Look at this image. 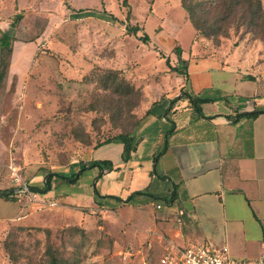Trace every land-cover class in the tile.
<instances>
[{
    "label": "rangeland",
    "instance_id": "obj_1",
    "mask_svg": "<svg viewBox=\"0 0 264 264\" xmlns=\"http://www.w3.org/2000/svg\"><path fill=\"white\" fill-rule=\"evenodd\" d=\"M95 1L85 0L84 4L91 7ZM181 1L100 0V9L93 6L89 10L103 14L108 21L61 18L52 22L54 25L49 24L50 17L34 14L31 4L16 6L6 27L12 32V47L15 44L16 51L28 54L21 42H38L30 65H23V75L22 65L12 67V54L0 52V148L5 189L12 188L11 162L20 167L26 184L41 191L44 176L34 183L36 175L83 163L100 142L136 129L149 113L150 103L178 91V78L183 77L167 66L166 58L171 67H177L173 48L178 46L190 54L195 32ZM216 1L191 0V4L205 14ZM260 2L264 13V0ZM108 3L114 10H105ZM63 5L67 6V0ZM150 8L152 15L144 22ZM134 9L140 24L131 26ZM160 19L168 36L151 34L146 43L140 41L139 36H148L142 25L147 29L154 26L157 33L154 24ZM130 26L140 31L132 34L127 31ZM204 32L210 35L196 33L194 40L201 45L199 52L213 55L237 50V56L247 58L242 67L264 77V35H258L260 30H249L238 22H219ZM195 66L200 64L191 68ZM109 70L135 92L127 94L112 87L110 80H104ZM248 83L254 86L252 80ZM86 189L92 191L90 186ZM19 208L15 201L0 198V221H6L0 227V264H48L51 258L55 264H158V254L123 222L116 220L119 227L91 217L82 226L56 215L51 208L32 214L25 209L20 218L8 220Z\"/></svg>",
    "mask_w": 264,
    "mask_h": 264
},
{
    "label": "crops",
    "instance_id": "obj_2",
    "mask_svg": "<svg viewBox=\"0 0 264 264\" xmlns=\"http://www.w3.org/2000/svg\"><path fill=\"white\" fill-rule=\"evenodd\" d=\"M64 1L0 0V31L8 30V16L21 4H31L34 14L50 17V25L61 18L108 21L103 14L89 10L93 6L100 9V0L91 7L85 0H67L65 7ZM104 7L114 10L110 3ZM133 13L131 26L140 24L135 9ZM150 13L151 8L144 22ZM162 22L154 24L157 33L154 26L147 29L142 25L149 39L151 34L168 36ZM194 40L195 32L190 54L182 50L183 59L189 61L187 81L178 78L179 89L173 96L160 97L147 106L149 113L132 134L134 150L127 161L122 160L121 144L93 147L83 163L51 172L50 189L39 192L57 201L50 210L78 225L91 217L119 227L116 220L129 225L158 259L169 243L180 248L226 245L235 258L257 259L263 254L264 241V77L242 67L247 58L237 56V50L203 55ZM36 42L38 39L21 42L28 54L16 51L13 45L12 67L22 65L21 75L23 65H30ZM194 64L200 66L191 68ZM179 90L186 96L169 111L170 101L181 94ZM187 96L208 102L199 105V113ZM252 112L258 114L238 117ZM2 154L0 148V190H7ZM94 161H109L113 168L89 167ZM43 176L42 182L47 175H36L34 183ZM157 204L162 205L161 210L156 209ZM19 207L8 220L20 218L24 209ZM5 223L0 221V227Z\"/></svg>",
    "mask_w": 264,
    "mask_h": 264
},
{
    "label": "trees",
    "instance_id": "obj_3",
    "mask_svg": "<svg viewBox=\"0 0 264 264\" xmlns=\"http://www.w3.org/2000/svg\"><path fill=\"white\" fill-rule=\"evenodd\" d=\"M123 2L126 0H122ZM181 5L184 10L187 12L189 21L192 27L195 30V39H197V35L201 34L209 36L208 32H204V29L211 30L214 29L219 22H225L227 24H232L233 22H238L244 24L249 30L258 31V35H264V13L262 10L260 0H217L213 7H209L207 12L203 14L202 10L198 7H195L191 4V0H182ZM208 14L211 15L212 18H209ZM207 21V22H206ZM205 26V28L203 27ZM127 31L136 34L140 29L138 27H129ZM138 39L143 43L148 41V36L144 33L142 36H139ZM13 36L10 33V30L0 32V52L6 54L7 56H11L13 47H12ZM173 52L176 56L178 65L177 67H171L169 63V59L166 58V64L173 72H176L177 75L182 76L185 80L188 78L187 68L188 61L184 60L181 56L182 50L180 47L176 46L173 48ZM104 80H110L112 87L119 88L124 90L127 94H132L135 91L123 80L119 79L117 74L113 71H107L104 76ZM184 96H186L182 90L181 94L170 101L169 111L172 106L179 100H181ZM189 102L194 106L200 113L199 105L201 103L208 102V99H200L197 97L187 96ZM258 113H243L238 115V117H254ZM135 130V129H134ZM133 131H124L120 132L117 135L107 138L103 142L97 144L94 148H97L106 144H121L123 146L122 151V160L127 161L130 153L134 150V146L132 144L133 141ZM166 143V142H165ZM163 151H161L158 155H160ZM98 166L100 170L110 171L113 166L109 161H94L89 164V167ZM48 176L43 181L44 188L43 191L48 187L50 189V180L53 177L51 172H48ZM28 185V184H27ZM33 188V187H32ZM13 189V188H11ZM10 190H0V198L6 201H16L15 195L9 193ZM143 193V192H141ZM183 214L179 216V220H182ZM48 234V231H46ZM5 251L9 254V257H12L10 254L9 246L4 244ZM56 261L51 258V262L48 264H55Z\"/></svg>",
    "mask_w": 264,
    "mask_h": 264
},
{
    "label": "built area",
    "instance_id": "obj_4",
    "mask_svg": "<svg viewBox=\"0 0 264 264\" xmlns=\"http://www.w3.org/2000/svg\"><path fill=\"white\" fill-rule=\"evenodd\" d=\"M12 190L16 203L27 212H37L47 208H54L58 205L54 199L47 198L39 191L30 190L20 176V167L8 165ZM157 210L162 205H156ZM263 254L257 259H239L229 253L226 245L213 246L210 244L192 245L188 247H177L172 243L166 245L158 264H264V241L262 243Z\"/></svg>",
    "mask_w": 264,
    "mask_h": 264
},
{
    "label": "water",
    "instance_id": "obj_5",
    "mask_svg": "<svg viewBox=\"0 0 264 264\" xmlns=\"http://www.w3.org/2000/svg\"><path fill=\"white\" fill-rule=\"evenodd\" d=\"M47 176H48V175H47ZM47 176H46V177H47ZM29 189H30V190H34V189H32V188H29ZM48 190H49V188L47 187L45 191H48ZM34 191H36V190H34ZM14 192H15V190H12V191H10L9 193H10V194H13Z\"/></svg>",
    "mask_w": 264,
    "mask_h": 264
}]
</instances>
